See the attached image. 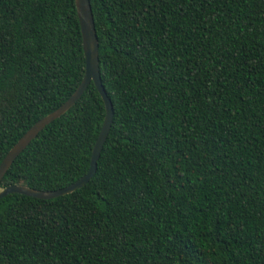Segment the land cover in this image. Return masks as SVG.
<instances>
[{
  "label": "trees",
  "instance_id": "16d2710c",
  "mask_svg": "<svg viewBox=\"0 0 264 264\" xmlns=\"http://www.w3.org/2000/svg\"><path fill=\"white\" fill-rule=\"evenodd\" d=\"M112 116L93 175L0 199V264H264V0H88ZM73 0H0V161L75 90ZM104 108L89 83L0 188H64Z\"/></svg>",
  "mask_w": 264,
  "mask_h": 264
},
{
  "label": "water",
  "instance_id": "95a60500",
  "mask_svg": "<svg viewBox=\"0 0 264 264\" xmlns=\"http://www.w3.org/2000/svg\"><path fill=\"white\" fill-rule=\"evenodd\" d=\"M73 1L80 30L81 46L84 58V70L82 78L72 94L57 109L35 122L9 149V151L0 161V180L13 160L23 151L29 142L48 123L65 113L76 102V100L79 99L87 85L92 83L102 101L104 116L97 137L91 148L87 171L82 177L77 179L72 184L54 191H37L28 189L21 185H12L2 189L0 188V199L9 194H19L39 200H49L55 197L67 195L86 185L95 171L96 161L110 126L112 107L99 78L97 38L94 31L89 1Z\"/></svg>",
  "mask_w": 264,
  "mask_h": 264
}]
</instances>
